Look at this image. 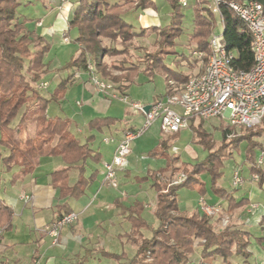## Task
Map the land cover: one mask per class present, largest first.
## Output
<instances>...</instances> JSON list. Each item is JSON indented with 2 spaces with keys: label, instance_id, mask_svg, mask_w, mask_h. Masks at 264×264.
Here are the masks:
<instances>
[{
  "label": "trees",
  "instance_id": "16d2710c",
  "mask_svg": "<svg viewBox=\"0 0 264 264\" xmlns=\"http://www.w3.org/2000/svg\"><path fill=\"white\" fill-rule=\"evenodd\" d=\"M74 1L76 5L69 20V28L77 31L74 40L79 43L80 51L61 69L90 71L91 63L93 72L117 84L116 87L122 93L136 82L141 72L149 80H153L157 73L162 74L167 83V93L173 92L171 81L182 85L192 77V73L172 69L167 63L168 56L177 52V38L184 33L183 6L179 0H167L171 11L166 25L136 29L126 19V11L132 6L156 8L155 0ZM232 1L242 0L219 2L223 42L229 54L233 55L231 64L234 68L248 70L255 62L254 38L246 23L230 6ZM256 1L264 8V0ZM21 4V0H0V148L8 150L5 155L0 152V160L6 170H12L15 165L20 167L13 174L12 180L16 181L33 172L42 156H60L67 165L51 172V184L59 190L61 199L80 198L99 172L96 168L87 174L88 161L98 164L102 155L91 146L95 140L94 134L82 140L71 130L72 119L48 114L49 103L59 101L64 96L71 76L62 79L51 96L42 93L40 81L46 70L44 56L51 45L45 37L27 26L30 19L20 15ZM193 10L194 27L189 42L195 45L196 50L204 52L201 73L209 59V38L217 24V12L213 10V0H195ZM151 33L157 35L153 49L133 43L134 38ZM137 49L144 51L143 55L136 56L134 50ZM117 55L122 58L112 64L102 59ZM111 68L119 70L120 74L113 75ZM17 118V123L13 125ZM30 121L34 122L32 134L26 132ZM206 121L193 118L190 123L194 138L207 150V155L196 163L184 162L180 165V156L170 153V147L175 144L180 131L164 133L158 144L149 150L151 156L165 159L164 166L149 170L142 179L150 180L157 192L154 209L156 224L149 222L145 215V201L134 199L128 205L120 203L122 213L130 224V231L120 237H126L136 246L135 254L128 257L125 250L117 253L98 247L101 256L119 264H188L196 247H200L203 260L213 256L227 260L233 255H241L248 262L252 255V233L230 223L217 228L212 216L201 210L181 208L178 191L181 187H187L205 197L211 190L216 196L227 200L229 213L248 204V197L237 199L233 192L236 188L229 189L219 181L223 175L224 160L240 143L246 142L251 173L258 175L257 184L262 188L264 170L255 161V156L256 150L264 147V119L255 127H241L240 132H235V127L225 124L223 120L218 125L222 132L220 141L214 139L213 132L205 125ZM117 122L128 124L129 119L97 116L89 121L88 127L100 131ZM135 129L131 125L124 132ZM182 166L186 178L181 182H173L171 178L180 172ZM73 167L77 168L78 175L75 182L71 183L70 170ZM166 172L170 173L168 181L163 180ZM205 173L210 175V188L203 179ZM56 212L55 220L70 211L60 203ZM11 225L12 208L0 200V228L9 229ZM93 255L94 250L85 251L76 264H88Z\"/></svg>",
  "mask_w": 264,
  "mask_h": 264
},
{
  "label": "crops",
  "instance_id": "0c3cea01",
  "mask_svg": "<svg viewBox=\"0 0 264 264\" xmlns=\"http://www.w3.org/2000/svg\"><path fill=\"white\" fill-rule=\"evenodd\" d=\"M21 1L22 4L25 2V0ZM27 1L30 3L33 2L32 0ZM36 1L40 4L42 3L43 12H41L37 18L26 16L30 19L27 26L45 37L50 43L52 50L57 45L61 47V51L56 53L57 60L55 64L48 66L45 60L46 70L44 74H49L48 71L52 68L54 70V72H51V74L53 73L52 79L57 84L62 79L71 76L65 94L60 99L62 101V106L48 107L47 112L52 117L61 116L72 119L71 130L82 140L94 134L95 140L91 143V146L101 153L102 159L98 164L92 161H88L87 163V174H90L96 168L99 172L96 180L86 188L85 194L80 198L67 197L63 199L59 196V190L51 184V172L67 165L60 156H42L33 172L16 181L12 180L13 174L18 171L20 167L15 165L12 170H6L5 166H3L0 161V174H2L3 178L0 181V200L12 208L11 227L9 229L0 228V264H76L85 254V251L94 250V255L88 260L89 264L93 257L96 255L101 256L97 251L98 247L90 245L91 240L88 237V232L90 230L100 235L97 230L100 229L98 226L99 219L104 218L106 220L114 218L115 214H118V212L122 213L120 203L128 205L134 199L145 201V198L138 196L131 202H127V199L131 195L147 192L146 188L148 187L154 192L151 181L142 179L146 177L149 170L158 169L165 165L164 158L151 156L149 154V150L156 146L161 138H154V135L145 137L143 142H145L147 146L143 148H139L138 143L132 145V150L128 157V165L118 170L119 185L117 187H112L105 182V163L112 160L115 149L123 137L124 130L131 125L136 128L141 127L144 124L145 116L143 114L141 117L137 118L139 119L138 121L130 117V112L126 104L128 103L127 100L131 93V87L126 90L125 93H122L117 87H114V90L101 89L93 81L90 71L83 69H61L64 63L80 51L79 43H73L71 29L69 28V20L76 5L75 1L70 0V2L65 5L64 9H60V0ZM155 2L157 4L156 8L142 9L132 6L125 13L126 19L135 26V29L166 25L169 22L170 12L169 15L163 12L164 9L161 2L165 4V7L169 11H171L170 5L167 0H155ZM187 46L188 48L191 46L195 48V45L190 42ZM180 56L181 52L179 51L169 55L167 63L172 69H183L182 71H184L183 57L185 56L182 55L183 57L181 59ZM171 57H174L172 61H170ZM186 61L190 63L189 60ZM188 65L190 68L188 72L192 73V75L200 72L203 68V62H198L196 58L195 64ZM142 74L147 77L146 80H149L148 76L143 72L139 75ZM158 74L160 73L156 75ZM139 77L140 76L137 77L136 81H138ZM143 81L145 82V80ZM43 82H46L48 87L51 86L47 80L40 81V83ZM174 83L175 85L181 86V84ZM167 90L168 87H166V91L163 94L155 93L153 97H145L142 102L135 101L133 102V106L134 103H142L145 106L151 105L157 98L164 96ZM72 92L74 93L72 95L73 98L69 97ZM122 94H125V96H121ZM70 98H72V100ZM73 99H75V101H73ZM139 111V114H141L142 111ZM97 116H111L119 119L128 118L129 122L128 124L117 122L109 127L102 128L100 131L90 130L88 123L92 118ZM151 127L152 126L143 134H146V136L149 135L148 130ZM99 134L103 136L101 137ZM139 138H142V136ZM139 138L136 140H139ZM150 142H152V144H150ZM0 152L5 155L8 153V150L1 147ZM77 175V168L73 167L70 170L71 183L75 182ZM219 183L223 185L221 181H219ZM256 184L251 181L250 189H252V191L250 192L249 203L243 207L258 203L257 212H263L264 214V204L259 201L255 203L256 201L254 200L255 195L262 193V188ZM22 193L31 195V199L25 200L22 198ZM88 196H91V199L88 201L84 200V198ZM201 197L204 196L198 194L196 206H194L196 210H199V200ZM239 198L241 197H237V199ZM204 199L209 204L219 205L221 209L220 212H222V214L225 213L226 216H230L232 220L230 224L245 228L252 233L253 237L250 245L252 255L248 259V262H245L244 257L241 255H233L227 260H224L220 256H213L203 260L201 257V248L196 247L188 264H197L200 261H208L215 264L259 263L255 260V252L264 251V216H262V221H260V223L257 220L255 221L258 225L254 227L258 230L253 231L254 227L249 226L250 224L246 220L248 219L246 215L245 217L241 215L243 212L241 208L243 207L235 209L232 213L227 212V200L216 196L211 190H209ZM60 203H63L65 209L68 211L77 212L79 219L72 225L64 226L60 241L58 237V241L55 243L56 240L45 230L47 226L55 221L57 205ZM146 214H149L147 203L145 209V215ZM152 215H154V211ZM237 215L239 218H243L241 219L242 221L237 220ZM212 217L214 218L215 215ZM251 218L254 220V217ZM243 222L247 223L243 224ZM252 245H254V247ZM99 247L108 250L104 246Z\"/></svg>",
  "mask_w": 264,
  "mask_h": 264
},
{
  "label": "built area",
  "instance_id": "2783aa9c",
  "mask_svg": "<svg viewBox=\"0 0 264 264\" xmlns=\"http://www.w3.org/2000/svg\"><path fill=\"white\" fill-rule=\"evenodd\" d=\"M70 0H60V9H64ZM183 7L189 5L190 0H179ZM220 0H213V10L220 13ZM236 14L246 23L254 38L255 62L248 70H236L231 64L232 54L227 51L223 42V30L213 32L209 38L210 55L204 70L192 75L183 85L177 86L171 81L172 93H166L157 98L148 111L145 105L134 103V107L145 114V121L135 130H126L118 143L113 158L105 163V182L112 187L119 185L118 170L128 165L131 144L139 138L151 124L160 119L161 129L166 134H173L188 128L193 118L209 120L212 118L226 119L236 128L255 127L264 119V8L256 0L232 1L230 3ZM199 62H203L204 52L195 50ZM89 69L95 84L101 89H113V85ZM42 88L47 83L40 84ZM179 87V88H178ZM264 162V147L257 164ZM258 180L257 174H252ZM186 178L182 173L173 182H181ZM245 179L236 169L232 176L235 187L243 185ZM22 198L30 200L31 195L22 193ZM199 210L209 216L220 212L219 205L209 204L204 197L199 200ZM78 213L71 211L62 218L53 221L46 227V232L57 238L61 227L76 220ZM227 220H224V223ZM1 234V232H0ZM56 240V239H55ZM197 264H215L200 261ZM257 264H264V260Z\"/></svg>",
  "mask_w": 264,
  "mask_h": 264
},
{
  "label": "rangeland",
  "instance_id": "374dc122",
  "mask_svg": "<svg viewBox=\"0 0 264 264\" xmlns=\"http://www.w3.org/2000/svg\"><path fill=\"white\" fill-rule=\"evenodd\" d=\"M33 2L30 3L27 0H25V2H23V4L20 6V14L22 16H27V17H32V18H37L41 12H43V5L42 3L40 4L38 1L36 0H32ZM194 1L195 0H190V3L188 6L183 7V13H184V21H183V27H184V33L177 38V42L178 44L175 46V49L179 52H181V56L180 59L183 57L182 55H184V72H188L189 71V65L188 64H195V58L197 59V57L195 56V50L196 48H194L193 46H191L190 48H188V44H189V38H190V34L193 31V27H194V10H193V5H194ZM161 5L163 6V12L169 15V10H167V8L165 7V4L163 2H161ZM167 16V15H166ZM169 17V16H167ZM216 19H217V24L215 27V30L213 32L219 33L223 30V23H222V19L220 17V15H216ZM76 29L73 28L71 29V38L73 39V43H77L74 39L76 37ZM153 34V35H151ZM149 36H140V37H136L133 40V43L135 45H140L142 47H147L149 49H153L154 48V41L157 37L156 33H151ZM146 37V38H145ZM108 40L105 39V42H107ZM109 43V41H108ZM188 43V44H187ZM58 51H61V47L60 46H55L54 49L52 50L50 47V50L48 51V53L45 54L44 56V62L46 60L48 66L55 64L56 62V53ZM144 51L137 49L134 50V54L136 56L139 55H143ZM176 57V56H175ZM122 58L121 55H117V56H105L104 61L107 63L112 64L113 62H118L120 59ZM174 59V57H171L170 61H172ZM186 60H189L190 63H188ZM45 62V63H46ZM199 62V60H198ZM143 67V66H142ZM183 70V69H182ZM113 75H119L120 71L117 69H113L111 68L110 70ZM51 72H54V70L52 68L49 69L47 75H45L43 73V77L41 78V80H47L49 82V84H51L50 87H46L44 89H42V93L46 96H51V94L55 91L57 83L55 81H53L52 79V74ZM91 72V71H90ZM139 79L138 81H136L133 85H131V93L130 96L127 100V106H128V111L130 112V117H132L131 119H134L136 121H138L139 117H141L144 113L142 112L141 114H139V110L133 106V102L135 101H143L145 99V97L150 98L153 97V95L155 93L157 94H163L166 91V82H165V78L164 76L161 74H158L154 77L153 80H146L147 77L142 75H139ZM99 77H101L99 75ZM103 79V78H102ZM106 78H104L103 80H105ZM145 80V82L143 81ZM105 81L110 82L114 86L116 87L117 84L111 82V80L109 81V79H106ZM148 81V82H147ZM139 82V83H138ZM148 83V84H147ZM172 84V83H171ZM177 84V83H176ZM173 85V84H172ZM175 85V84H174ZM179 86V85H177ZM172 88V87H171ZM114 90V89H112ZM74 93L72 92L70 94L69 97L73 98ZM120 96V95H119ZM121 96H125V94H122ZM72 98H70L72 100ZM73 101H75V99H73ZM142 104V103H140ZM62 106V101H56L53 100L49 103L48 107H57ZM69 108V106H68ZM23 109L20 111V114L22 113ZM145 116V114H144ZM198 120V119H196ZM224 120V121H223ZM18 121V118L13 122V125H15ZM223 121L225 124H228V121L226 119H221V118H212L206 121L205 125L207 127L208 130H210L211 132H213V137L216 141H220L222 140V132L221 130L218 128V125L220 124V122ZM151 128L148 130V134L146 136V134L141 135L142 138H139V140H134L131 144L132 145H136L138 143V147L139 148H143L147 145H145V142H143L145 139V137L154 135V138H162V136L164 135V132L161 129V121L160 119H157L156 121H154L151 124ZM241 128H236L235 127V132H240ZM28 134H32L34 132V122L30 121L28 123V129L27 131ZM99 136H103L101 134H99ZM175 139V138H174ZM138 141V142H137ZM141 142V143H140ZM150 144H152V142H150ZM149 146V145H148ZM170 153L171 154H178L180 156V162L179 164L181 165L182 163H191L194 164L196 163V161L203 159L206 155H207V150L201 145L199 144L196 139L194 138L193 135V129L191 128V126H189L188 128L182 129L178 136L175 139V145H172L170 147ZM261 151L262 149L259 148L256 150V156H255V161L257 162L258 159L261 156ZM1 161V160H0ZM1 164L4 166V164L1 161ZM184 166V165H183ZM181 167L180 172H178L174 177H172L171 179H173V181L175 179H177L182 173H185L184 167ZM262 169L264 170V162L263 164H261ZM238 169L242 176L244 177L245 181L243 183V185L239 186V187H235L232 184V176L234 171ZM223 175L220 178V181L223 183V185H225L227 188H236L233 189L234 195H236L237 197H248L250 196V192L252 191V189H250L251 186V181L253 183H257V180H255L252 177V173H251V164L250 162L247 160V155H246V142H242L240 143L239 147H237L236 149H233V152L231 155H229L225 160H224V167H223ZM0 181L3 179L2 178V174H0ZM170 179V173H165L163 174V180L164 181H168ZM203 179L207 182L208 187L210 188V184H211V180H210V175L208 173H205L203 175ZM258 185V184H256ZM147 192L144 193H139L138 195H131L129 196V198L127 199V202H131L135 197H143L145 198V202L147 203V209L149 210V214H146V217L148 218L149 222L156 224V218L153 214V209H155L156 206V200H155V196H156V190L154 189L152 192L151 188H146ZM262 193H260L259 195H255L254 196V200L256 201L255 203H257L258 201L261 202L262 204H264V184L262 186ZM198 192L195 190H191L188 189L187 187H181L178 191V200L180 202L181 208L184 207L183 209L189 210L191 211L192 209H194V206H196V202H197V198H198ZM126 195V193H125ZM91 196H88L86 198H84V200H90ZM258 203L257 204H251L247 207H243L241 208L243 210V212L241 213V215H246V217L248 219L247 222H249V226H256L258 224H256V220L260 223V221H262V216H264L263 212L258 213L257 212V208H258ZM239 211V210H238ZM148 215V216H147ZM216 217V218H215ZM215 217L213 218L214 221L216 222L217 228H222L225 227L227 224L230 223V221H232L230 219V216H226L225 213L222 214V212H220L218 215H215ZM237 220L242 221L241 219H243L242 217L239 218V216L237 215ZM254 217V220H252ZM79 219V216L76 220L64 225H72L74 224L77 220ZM103 219V220H102ZM107 220V221H106ZM104 219L101 218L98 221V226L100 229H97L100 233V235L94 233V231L90 230L88 232V237L91 240V244L94 247H99V246H104L106 247L108 250L113 251V252H117L120 253L123 250L126 251L128 257H132L135 254L136 251V246L128 241V239L126 237H120V235H123L124 233L128 232L130 230V226L125 218V215L123 213L118 212V214H115L114 218H110V219ZM224 220L225 221L224 223ZM254 221V222H252ZM247 222H243V224H246ZM257 222V223H258ZM218 223V224H217ZM252 223V225H251ZM255 223V224H254ZM61 227L60 229V233L58 235L59 237V241H60V237L62 234V229L64 228ZM258 229L256 227L253 228V231H257ZM147 235L149 236V232H146ZM58 237L54 239H56V242L58 241ZM55 241V240H54ZM254 247V245H252ZM255 260H257V262H260L262 260H264V251H257L255 252ZM101 262V263H100ZM89 264H119L117 261L109 259V258H105L99 255H96L95 257L92 258V261Z\"/></svg>",
  "mask_w": 264,
  "mask_h": 264
},
{
  "label": "water",
  "instance_id": "95a60500",
  "mask_svg": "<svg viewBox=\"0 0 264 264\" xmlns=\"http://www.w3.org/2000/svg\"><path fill=\"white\" fill-rule=\"evenodd\" d=\"M150 106H151L150 104H149V105H146V106L144 107V110H145V111H148L149 108H150Z\"/></svg>",
  "mask_w": 264,
  "mask_h": 264
}]
</instances>
